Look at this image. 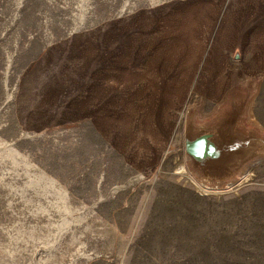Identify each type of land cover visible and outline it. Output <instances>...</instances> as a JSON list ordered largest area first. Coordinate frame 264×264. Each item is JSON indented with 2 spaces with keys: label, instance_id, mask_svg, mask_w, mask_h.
<instances>
[{
  "label": "rangeland",
  "instance_id": "374dc122",
  "mask_svg": "<svg viewBox=\"0 0 264 264\" xmlns=\"http://www.w3.org/2000/svg\"><path fill=\"white\" fill-rule=\"evenodd\" d=\"M248 94L264 135V0H0V264H264V160L182 149Z\"/></svg>",
  "mask_w": 264,
  "mask_h": 264
},
{
  "label": "water",
  "instance_id": "95a60500",
  "mask_svg": "<svg viewBox=\"0 0 264 264\" xmlns=\"http://www.w3.org/2000/svg\"><path fill=\"white\" fill-rule=\"evenodd\" d=\"M248 103L249 94L232 96L227 108L211 123L198 125L193 117L184 123L186 169L206 191L229 189L248 166L264 160V135L242 126Z\"/></svg>",
  "mask_w": 264,
  "mask_h": 264
},
{
  "label": "bare ground",
  "instance_id": "6f19581e",
  "mask_svg": "<svg viewBox=\"0 0 264 264\" xmlns=\"http://www.w3.org/2000/svg\"><path fill=\"white\" fill-rule=\"evenodd\" d=\"M182 172H184V170H183V169H182V171H179V174H180V173H182Z\"/></svg>",
  "mask_w": 264,
  "mask_h": 264
}]
</instances>
